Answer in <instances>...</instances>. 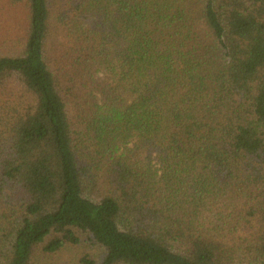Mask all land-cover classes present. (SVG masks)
<instances>
[{
	"label": "trees",
	"instance_id": "1",
	"mask_svg": "<svg viewBox=\"0 0 264 264\" xmlns=\"http://www.w3.org/2000/svg\"><path fill=\"white\" fill-rule=\"evenodd\" d=\"M40 260L264 264V0H0V264Z\"/></svg>",
	"mask_w": 264,
	"mask_h": 264
},
{
	"label": "rangeland",
	"instance_id": "2",
	"mask_svg": "<svg viewBox=\"0 0 264 264\" xmlns=\"http://www.w3.org/2000/svg\"><path fill=\"white\" fill-rule=\"evenodd\" d=\"M88 251L89 249H87L84 246V244H80L79 246H71L65 249L64 252L61 254V257L64 261L70 262L72 260H75L78 256ZM57 263L58 262L56 260H53V261L40 260V261H37L35 264H57Z\"/></svg>",
	"mask_w": 264,
	"mask_h": 264
}]
</instances>
